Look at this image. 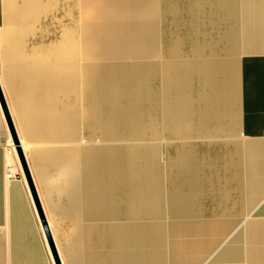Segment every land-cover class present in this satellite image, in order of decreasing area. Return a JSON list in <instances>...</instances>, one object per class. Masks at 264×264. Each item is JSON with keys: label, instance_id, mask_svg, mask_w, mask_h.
I'll return each mask as SVG.
<instances>
[{"label": "crops", "instance_id": "0c3cea01", "mask_svg": "<svg viewBox=\"0 0 264 264\" xmlns=\"http://www.w3.org/2000/svg\"><path fill=\"white\" fill-rule=\"evenodd\" d=\"M79 55L114 114L92 147L80 83L52 85ZM10 76L1 89L58 260L0 104V264H264V0H0ZM109 147L158 151L160 257L109 192Z\"/></svg>", "mask_w": 264, "mask_h": 264}, {"label": "bare ground", "instance_id": "6f19581e", "mask_svg": "<svg viewBox=\"0 0 264 264\" xmlns=\"http://www.w3.org/2000/svg\"><path fill=\"white\" fill-rule=\"evenodd\" d=\"M109 57H111V55ZM73 58L72 57L69 58L68 67L64 70L63 73L53 76L52 85L70 84L72 93H75L77 90L76 84L78 83L79 73H77L78 67L76 66V63L73 62L72 60ZM95 63L97 62H94V64ZM92 78L94 79V82L92 83L93 86L92 87L89 86V87L93 88L92 97L94 100L92 101H94V103L92 104L93 106L95 105L94 107L95 109H89L87 111V118L89 120L90 119L92 120L91 122L88 123V130L91 133H94L97 132L98 129L101 128L103 125H106V127L108 126L112 127L114 125V122L113 119L111 118H113L114 114L112 110H109L108 113L105 115L106 118L104 119L103 117L104 113L102 111L101 106L98 104L97 101L98 95H96L97 92L96 82H100L99 72L96 71L95 75L94 74L91 75L90 79ZM58 79H60V82L55 83V81H57ZM82 90H83V97L85 98L86 101V96L84 95L85 89ZM90 92L89 95H91L92 93ZM102 120H104V122ZM91 133H90V137L92 136ZM157 152L158 151H156V149L146 148V147L144 148L127 147L124 149L109 147L103 151L106 161L109 192L120 191L122 193L124 202L120 205L124 204V209L126 212L125 215L126 217L128 216L127 217V219H129L128 221H132L134 223V226H137L138 232L142 233L144 248L146 252L153 251L155 252V255L157 253V255L160 257L161 253L159 255L157 251L160 249L159 248L160 240H161L160 238L163 233L162 227L160 223L157 221H153L150 219L146 220L147 218L154 217L153 214L155 211V206L152 202L150 203V200H147L146 198L144 199L143 196L140 194L141 185H143L142 181H145L142 179H144L145 177L148 178L151 174H153L154 169L152 168V164L150 163L152 161L151 156L155 157L157 155ZM94 156L97 155L94 154ZM134 232H135L134 228L128 229L129 234ZM155 255L154 257L156 258L157 255L156 256ZM157 259L155 260L157 261L158 264L160 261L158 262Z\"/></svg>", "mask_w": 264, "mask_h": 264}, {"label": "rangeland", "instance_id": "374dc122", "mask_svg": "<svg viewBox=\"0 0 264 264\" xmlns=\"http://www.w3.org/2000/svg\"><path fill=\"white\" fill-rule=\"evenodd\" d=\"M71 37H74V36H71ZM77 43H82V42L81 41H78ZM77 51L79 53L82 52L83 51L82 50V47L77 48ZM85 61L86 60H85L84 57H82L80 55L79 56H76V62H77V67H78V72L77 73H79L78 74V83H81L80 85H81L82 89H85L84 90V95L86 96L85 103L87 105V109L89 110V109H95L94 108L95 105L93 106V104H92V103H94V101H92V100H94L93 97H92L93 96V92H92L93 91V88H90V87L93 86L92 83L94 82V79L92 78L93 79L92 80L90 78H91V75H93V74L95 75V72H96L95 71L96 64H94V62H92V61L91 62H88V61L85 62ZM87 63H89V64H87ZM237 68H238V63H237ZM54 69H56V68H54ZM43 74H45V73H43ZM43 74L19 76V77H23L24 80L27 79V77L29 76L30 79L33 80V81L31 80L32 82L28 83L27 85H23L22 87L39 86L38 83L36 84L35 79L37 77L40 78L41 76H43ZM45 75L51 76L48 73H46ZM11 77L12 76L0 78V83H1V87L2 88H9L8 87V83H7V80H8V78H11ZM59 82H60V79H58L57 81H55V83H59ZM90 90H91L92 93L90 92ZM89 92L91 93V95H89ZM65 96H67V93L66 92H65ZM69 96H70L71 105H72V107L74 106V109L72 108L73 118H75L76 116H80V113H82V115L85 117L86 105H84V103H82L81 100L78 97H76V95L75 96L69 95ZM89 98H91V99H89ZM84 100H85V98H84ZM88 120L89 119L87 118V121ZM91 121L92 120L90 119L88 121V123L91 122ZM79 126H84L83 122H82V125H79ZM93 138L94 137H90L89 136V144H90L91 147L93 146V144H96V140L95 139L93 140ZM116 145L119 146L121 144L119 143V144H116ZM160 151H161L160 154H161V157H162V160H163V151H162V148H160ZM157 157H158V152H157V155L155 156V158L157 159ZM151 158H153V157L151 156ZM158 176L159 175L157 174V172L156 173L153 172V174H152V178L153 179L152 180H149V177L148 178L145 177L144 179H142V180H145V181H142L141 180L142 183H143V185H141L140 194L143 196L144 199L146 198L147 200H150V203L152 202L154 204V206H155V211H154V214H153L154 217L153 218H147L146 220H149L150 219V220H153V221H157V222L160 223V225L162 227V223L160 222V219L161 218L158 216L159 215V212H160L159 211L160 210L159 206L162 203L161 193H160L161 188H160V185L157 182L154 181V178L158 179Z\"/></svg>", "mask_w": 264, "mask_h": 264}, {"label": "water", "instance_id": "95a60500", "mask_svg": "<svg viewBox=\"0 0 264 264\" xmlns=\"http://www.w3.org/2000/svg\"><path fill=\"white\" fill-rule=\"evenodd\" d=\"M1 88L2 87H1V83H0V104H1V107H3V112H4V115H5V119H6V122L8 123V126H9L11 139H13V142H14V145H15V149H16V154L18 155V158L20 160V163H21V166H22V170L24 171V174L26 176L28 185H29V187H31L32 195H33L35 203L37 204V208H38V211L40 213V217L43 220V225H44V228H45L46 235L48 236V239H49L51 250L53 251L56 260H58V252L56 251L52 235H50V231L48 229V224L46 222V219L44 218L43 209H42L41 203L39 202L38 193H37L36 187L34 186V183H33L31 171L28 168L26 157H25V155L23 153L21 141L18 138V134H17L15 123H13V118L11 116L10 109H9V107L7 105V102H6V99H5V96H4V92L2 91Z\"/></svg>", "mask_w": 264, "mask_h": 264}, {"label": "built area", "instance_id": "2783aa9c", "mask_svg": "<svg viewBox=\"0 0 264 264\" xmlns=\"http://www.w3.org/2000/svg\"><path fill=\"white\" fill-rule=\"evenodd\" d=\"M13 146H14V149H15V145L13 144ZM11 152H12V150H11V147H10V149H8V151H7V153L8 154H10V155H12L11 154ZM15 154H16V149H15ZM9 164V163H8ZM15 176V173L14 172H8V174H7V177L10 179V178H13Z\"/></svg>", "mask_w": 264, "mask_h": 264}]
</instances>
